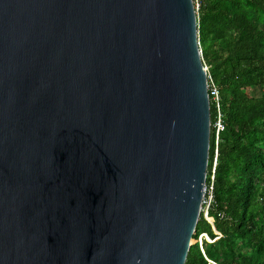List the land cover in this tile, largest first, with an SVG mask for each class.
Returning <instances> with one entry per match:
<instances>
[{
    "label": "water",
    "instance_id": "1",
    "mask_svg": "<svg viewBox=\"0 0 264 264\" xmlns=\"http://www.w3.org/2000/svg\"><path fill=\"white\" fill-rule=\"evenodd\" d=\"M208 83L194 0H0V264H186Z\"/></svg>",
    "mask_w": 264,
    "mask_h": 264
},
{
    "label": "trees",
    "instance_id": "2",
    "mask_svg": "<svg viewBox=\"0 0 264 264\" xmlns=\"http://www.w3.org/2000/svg\"><path fill=\"white\" fill-rule=\"evenodd\" d=\"M198 33L226 129L209 210L214 222L202 213L186 264H264V0H200ZM211 118L207 187L216 157L214 106ZM204 234L214 242L201 243Z\"/></svg>",
    "mask_w": 264,
    "mask_h": 264
},
{
    "label": "built area",
    "instance_id": "3",
    "mask_svg": "<svg viewBox=\"0 0 264 264\" xmlns=\"http://www.w3.org/2000/svg\"><path fill=\"white\" fill-rule=\"evenodd\" d=\"M195 8L197 13L200 9V0H194ZM206 69L208 71V92L210 97L211 106L215 107L216 112V118H215V133H216V157H215V163H214V169L213 174L211 176V184L209 187L206 186V193H205V199H204V217L209 221V210L210 207L214 201V183H215V175H216V167L218 163V150H219V143L221 134L225 131V123H224V115L222 112V99H221V93L220 89L217 86V84L214 82L209 67L206 66ZM213 126V125H212ZM206 234L201 236V240H203L204 236Z\"/></svg>",
    "mask_w": 264,
    "mask_h": 264
},
{
    "label": "rangeland",
    "instance_id": "4",
    "mask_svg": "<svg viewBox=\"0 0 264 264\" xmlns=\"http://www.w3.org/2000/svg\"><path fill=\"white\" fill-rule=\"evenodd\" d=\"M248 92L255 98H259L262 97L263 94V90H261L260 88H252L249 89ZM210 222H214L213 220H211ZM204 240H206L207 242H209L207 239L204 238ZM200 242H203V240H201V237L199 239ZM195 243V242H194ZM210 243V242H209Z\"/></svg>",
    "mask_w": 264,
    "mask_h": 264
},
{
    "label": "bare ground",
    "instance_id": "5",
    "mask_svg": "<svg viewBox=\"0 0 264 264\" xmlns=\"http://www.w3.org/2000/svg\"><path fill=\"white\" fill-rule=\"evenodd\" d=\"M204 237L207 238L211 243L214 242L208 235H205Z\"/></svg>",
    "mask_w": 264,
    "mask_h": 264
},
{
    "label": "clouds",
    "instance_id": "6",
    "mask_svg": "<svg viewBox=\"0 0 264 264\" xmlns=\"http://www.w3.org/2000/svg\"><path fill=\"white\" fill-rule=\"evenodd\" d=\"M202 243V242H201Z\"/></svg>",
    "mask_w": 264,
    "mask_h": 264
}]
</instances>
